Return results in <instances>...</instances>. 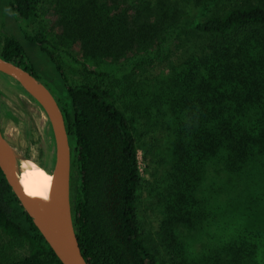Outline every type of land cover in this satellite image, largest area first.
<instances>
[{"label": "trees", "instance_id": "16d2710c", "mask_svg": "<svg viewBox=\"0 0 264 264\" xmlns=\"http://www.w3.org/2000/svg\"><path fill=\"white\" fill-rule=\"evenodd\" d=\"M9 4L23 21L41 12L49 23V34L35 38L0 28V58L40 82L30 63V48L51 63L54 83L63 94L50 92L72 148V220L87 264H163L137 220L140 127L144 136L161 131L164 139V193L159 196L168 226L161 228L162 239L170 232L171 242L181 249V233L191 237L204 224L231 220L205 261L264 264L258 258L264 254V0ZM54 51L78 64L89 80L68 84ZM160 58L168 75L161 80L149 77L147 82L142 74ZM106 62L118 70L135 62V88L131 75L116 81L88 67ZM122 94L135 97V113L115 105ZM49 135L43 156L53 148L52 167L51 130ZM0 231L12 242L8 248L28 246L27 255L17 260L0 254V264H61L1 170Z\"/></svg>", "mask_w": 264, "mask_h": 264}, {"label": "rangeland", "instance_id": "374dc122", "mask_svg": "<svg viewBox=\"0 0 264 264\" xmlns=\"http://www.w3.org/2000/svg\"><path fill=\"white\" fill-rule=\"evenodd\" d=\"M9 3L10 0H0V28L4 32L7 34L18 33L20 37L26 33L32 38L41 36L42 33L49 34V23L44 20L41 12H37V15L31 20L23 21L11 11ZM20 31H22L21 34ZM29 54L30 63L36 69L41 83L45 84L49 91L54 92L56 97L63 94L59 92L57 84L54 83L56 78L54 71L43 53L36 48H30ZM53 54L61 63L68 84L74 85L88 78L78 64L73 63L65 54L55 51ZM156 62L154 68L144 72L142 77L146 79L156 77L161 80L165 78V74L168 75L169 68L163 59H157ZM88 67L97 72L107 73L116 81H121L124 76L129 77L131 75L133 76L131 79L132 88H135V62L126 64L121 70H118L111 62L102 65L88 63ZM17 86L13 79L0 74V129L3 138L12 150L15 164L17 159L35 164V166L38 163H43L52 171L50 156L53 153V148L49 149L50 152L46 157L43 156L45 152L44 141L50 137L49 130H51L48 119L40 106L21 92ZM133 100L135 101V97L131 94L129 97L122 94L115 105L125 113H135ZM139 129L138 166L141 184L137 193L136 214L143 238H147L155 246L163 264H211V262H206L204 258L217 244L218 238L225 235L224 232L227 231L228 223L233 222L222 220L218 226L204 224L193 236L187 238H183L181 233L179 239L183 240L184 243L181 249L171 242L170 232L166 234L168 238L163 240L161 228L165 223L168 226L159 196L160 193H164L163 176H161L163 166L160 161V158H164L162 154L164 139L161 137V131L144 136V128L140 127ZM151 146H155L152 152L149 151ZM262 216L264 214H261ZM169 227L173 229L172 226ZM9 244L12 242L0 231V254L5 259L12 261L27 255V245L8 248L7 245ZM171 247L176 250L175 253L170 250ZM258 258L259 262L263 261L264 254H259Z\"/></svg>", "mask_w": 264, "mask_h": 264}, {"label": "water", "instance_id": "95a60500", "mask_svg": "<svg viewBox=\"0 0 264 264\" xmlns=\"http://www.w3.org/2000/svg\"><path fill=\"white\" fill-rule=\"evenodd\" d=\"M0 74L15 82L40 106L46 115L54 142L52 211L47 222L40 220L15 177L12 150L0 130V170L18 202L61 264H87L82 256L72 220L70 200L71 148L62 112L51 92L32 73L0 58ZM12 157V158H11Z\"/></svg>", "mask_w": 264, "mask_h": 264}, {"label": "bare ground", "instance_id": "6f19581e", "mask_svg": "<svg viewBox=\"0 0 264 264\" xmlns=\"http://www.w3.org/2000/svg\"><path fill=\"white\" fill-rule=\"evenodd\" d=\"M15 177L37 217L47 222L53 204V177L35 164L18 159Z\"/></svg>", "mask_w": 264, "mask_h": 264}, {"label": "flooded vegetation", "instance_id": "af4514ba", "mask_svg": "<svg viewBox=\"0 0 264 264\" xmlns=\"http://www.w3.org/2000/svg\"><path fill=\"white\" fill-rule=\"evenodd\" d=\"M56 100V99H55ZM57 101V100H56ZM58 104V103H57ZM59 106V105H58ZM1 130V129H0ZM2 133V132H1ZM44 145H45V143H44ZM48 151H47V147L45 146V153H47ZM41 163H38V165H40ZM41 166H46V165H41Z\"/></svg>", "mask_w": 264, "mask_h": 264}]
</instances>
